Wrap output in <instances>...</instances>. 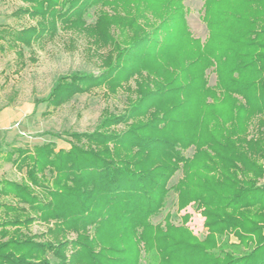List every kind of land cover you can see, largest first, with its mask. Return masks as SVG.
I'll return each mask as SVG.
<instances>
[{
  "label": "trees",
  "instance_id": "1",
  "mask_svg": "<svg viewBox=\"0 0 264 264\" xmlns=\"http://www.w3.org/2000/svg\"><path fill=\"white\" fill-rule=\"evenodd\" d=\"M20 1L27 6L17 14L35 25H0L8 47L51 39L60 23L94 34L97 48L114 53L110 91L141 71L157 78L148 93L137 82L127 115L104 117L99 131L47 133L70 137L67 150L51 141L33 154L11 148L6 158L25 174L0 180V264H264V0H203V44L191 38L180 0ZM91 7L99 9L88 26ZM147 14L161 20L140 35L138 19L147 24ZM101 79L59 77L44 101L58 106ZM132 118L130 130L104 131ZM178 170L177 205L202 207V240L184 226L151 221ZM36 222L44 232H30Z\"/></svg>",
  "mask_w": 264,
  "mask_h": 264
},
{
  "label": "rangeland",
  "instance_id": "2",
  "mask_svg": "<svg viewBox=\"0 0 264 264\" xmlns=\"http://www.w3.org/2000/svg\"><path fill=\"white\" fill-rule=\"evenodd\" d=\"M180 1L184 8V21L191 38L198 39L203 44L208 36V29L202 19L203 0ZM26 6L27 4L20 0H0V25L12 31L35 25V22L29 20L26 15L17 14L19 8ZM98 9L99 7L88 9L83 17L86 25L94 24ZM146 16L151 17L147 24L143 19H138V24L143 25L140 35L149 32L151 25L158 24L161 20L158 17H152L151 14ZM94 38V34H87L76 29L66 30L59 23L51 39L45 38L33 42L30 46L18 45L10 48L7 46V41H0V108L17 107V110L23 112V115L11 124V129L15 130V138L8 152L12 150L11 148L21 147L33 154L32 148L35 145L40 146L49 141L54 142L55 150H67L70 147V137L65 135L54 137L50 134L64 132L83 134L99 131L101 123H105L101 122L104 117L127 115L128 108L138 99L137 90L140 82L147 84L142 88L144 93L150 92L149 90L154 87L153 83L157 77L141 71L123 81L119 87L114 88L113 92L110 91L111 78L106 72L118 62L114 58V53L111 55L107 52V48H97ZM18 50H20L19 53ZM74 73L90 74L94 77L103 74L105 80L89 83L85 90L66 95L58 106L44 101L59 77L70 76ZM206 77L208 85L213 86L216 81L214 70L208 69ZM238 99L241 101L240 97ZM37 100L39 103L34 104ZM28 107L32 111H29ZM147 117L143 122L150 118V116ZM135 120L136 118H132L125 123L107 126L104 131L122 133L134 125L137 126ZM249 132L251 133L250 128ZM194 151V146H190L183 151V155L192 157ZM7 153L3 152L0 156V180H23L25 169L12 166L10 160L6 158ZM181 176L182 172L178 170L169 178L167 187L170 190L164 206L151 221L160 226H164L166 221L175 226H184L197 239L202 240L207 233L203 226L202 207L192 202L184 208H179L177 205V193L173 186ZM263 178L259 180L260 184H264ZM185 215L188 216L186 222L183 219ZM45 229V225L36 222L30 227V232L39 234ZM74 238V234L67 236L69 240ZM230 241L237 243L234 236H230Z\"/></svg>",
  "mask_w": 264,
  "mask_h": 264
},
{
  "label": "crops",
  "instance_id": "3",
  "mask_svg": "<svg viewBox=\"0 0 264 264\" xmlns=\"http://www.w3.org/2000/svg\"><path fill=\"white\" fill-rule=\"evenodd\" d=\"M27 109L32 111L30 107ZM21 115H23V112L17 110V107L7 106L0 108V156L3 154V152L6 154L10 149L9 146L15 138V130L11 129V124L19 119Z\"/></svg>",
  "mask_w": 264,
  "mask_h": 264
}]
</instances>
